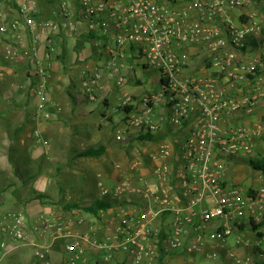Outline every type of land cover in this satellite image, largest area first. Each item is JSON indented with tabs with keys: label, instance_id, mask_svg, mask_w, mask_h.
<instances>
[{
	"label": "built area",
	"instance_id": "obj_1",
	"mask_svg": "<svg viewBox=\"0 0 264 264\" xmlns=\"http://www.w3.org/2000/svg\"><path fill=\"white\" fill-rule=\"evenodd\" d=\"M252 3L0 0V41L9 44V59H15V51L33 59L38 112L50 116L49 80L62 37L84 32L101 38L100 46L109 55L106 63L82 78L89 100L100 96L103 76L120 87L127 81L124 69H152L161 89L140 97V104L126 113V125L156 136L168 122L184 133L174 153L167 145L160 146L162 159L154 168V177L140 183L124 179L112 187L100 184L102 197L117 200L123 211L112 235L99 240L88 230L75 236L47 220L59 233L56 240L65 244L66 264H87L90 249L103 251L104 262H113L122 254L130 264H157L161 256L179 253L213 259L222 256L233 264H254L255 257L264 260V227L252 229L264 224V187L250 193L231 184L225 173L226 160L253 155L255 142L264 137L263 120L255 127L238 121L255 115L264 88L250 95L235 88V84L250 83L256 75L254 65L237 63L235 57L258 32V22L249 17L236 24L232 16ZM43 41L45 55L39 58L37 50ZM198 45L208 60L203 66L206 72L191 75L187 70L195 63L191 54ZM216 73L226 75L231 92L221 87ZM255 80L256 89L258 83L264 85V76ZM130 101H124L121 109ZM159 108L162 114L157 113ZM36 135L43 140L40 131ZM25 229L21 213L11 212L4 218L0 261L20 248L34 247ZM241 250L247 253L240 254ZM35 254L42 264H50L51 248Z\"/></svg>",
	"mask_w": 264,
	"mask_h": 264
},
{
	"label": "crops",
	"instance_id": "obj_2",
	"mask_svg": "<svg viewBox=\"0 0 264 264\" xmlns=\"http://www.w3.org/2000/svg\"><path fill=\"white\" fill-rule=\"evenodd\" d=\"M232 16L235 23L240 24L247 21L249 17L256 19L258 13L250 5L235 11ZM241 16L243 19L240 18ZM82 28L84 31V27ZM99 39L101 38L94 34L89 35L84 32L72 38L62 37L57 58L63 60V63L60 64V60L52 62L49 80V96L52 104L48 111L50 116L37 110V98L33 92L36 81L33 59L24 56L20 51H15V59H9L6 54L9 44L6 41H0V72L3 73L0 77V224L11 212L21 213L26 222L27 239L36 250L51 248L52 253L57 248L64 253L63 240H56L59 233L55 227L49 226L47 220H50L54 226L65 228V231L75 236L88 230L94 232L99 240L112 235L123 211L117 200L102 197L100 184L112 187L124 179L137 182L139 180L137 176L144 168L145 173L142 179L154 177V168L162 159L160 146L167 145V148L174 153L184 141V133L168 122L165 130L156 135L161 137L160 140H140V137L145 134L128 128L126 113L128 108L140 104L141 96L126 93L119 98L118 104L113 106L109 92L117 91L119 87L107 76H103L104 88L97 100H101L106 109L113 107L114 112H105L98 124H89L87 119L93 116L94 111L85 110L84 103L93 101L89 100L83 91L75 92L74 86L80 83L82 88L81 81L85 72L103 65L109 58V55L101 48ZM88 45H92V49ZM45 50L43 41L37 50L39 58L44 57ZM92 54L93 57L88 59ZM77 59L82 60L81 64H85L83 72L77 77L78 81H74L70 86L72 81L69 76L61 74L60 78L67 83L56 85L53 75L59 66L66 67L71 62L74 64ZM193 67L195 69V65ZM205 70L202 68L196 75L205 74ZM122 72L127 75V80L130 82L135 83V80L142 79L135 69H124ZM139 82L138 85L143 84ZM255 86V92L262 91L264 88L263 83L257 84L258 89ZM225 88L231 87L227 85ZM129 100H131L129 106L121 109V104ZM157 113L162 114V109H157ZM262 120H264V99L260 101L253 117L241 118L238 121L249 122L252 127H255ZM116 125H122L124 128L122 131L115 129L114 149L106 145L107 152L99 159L76 158L79 152L105 145L104 130L107 126L115 127ZM36 131L42 133L43 140L37 137ZM254 151L255 156L241 155L228 160L226 164L231 163L236 167L230 172L227 169L229 164L225 166L227 180L231 184L243 187L246 191L264 187V174L259 171L256 172L262 180L260 185L251 184L246 177L241 181L237 179L240 166H250L249 161L252 158L258 155L264 156L262 140L255 142ZM104 157L106 159H102ZM43 174L55 178V181L60 184L70 179L72 182L68 184L69 190L64 191L62 186L59 188V193L54 195L48 190L49 186H46L43 191L27 192L25 188L27 183L40 179L42 181ZM107 179L113 182L109 184ZM74 182L75 185H73ZM98 200L110 201L113 204L111 209L102 211L98 217L80 209L64 210L68 204H91ZM27 248L30 247L20 248L0 261V264H31L32 262L42 264L36 255L32 257L25 252ZM244 253L247 252L240 251V254ZM103 257V251L90 249L87 264H130L122 254L113 262H104ZM159 261L164 263L165 256Z\"/></svg>",
	"mask_w": 264,
	"mask_h": 264
},
{
	"label": "rangeland",
	"instance_id": "obj_3",
	"mask_svg": "<svg viewBox=\"0 0 264 264\" xmlns=\"http://www.w3.org/2000/svg\"><path fill=\"white\" fill-rule=\"evenodd\" d=\"M251 6L252 8L254 7V9H256V12L258 13V16H256V20L259 25V30L256 34L249 37V41L245 47V50L240 49L236 52L235 62L254 65L256 67V70H259V73L258 74L256 73V75L253 76L257 78L259 76H264V2L259 1V0H253V3L251 4ZM252 44H256L258 48H255ZM88 46H90V49H92L91 47L92 45H88ZM197 49L199 51H197ZM201 49L202 47H200L199 45L193 49V53L191 55H192L193 63L195 62L193 64L195 65V69H193L194 67L192 66L191 69L187 70L188 74L196 75V73H199V71H201L202 68L204 69L203 66L206 67V63L208 62V60L204 58L205 54L202 53ZM92 57H93V54L88 59H91ZM56 60L58 62L60 60V64L63 63V60L61 61V59L57 58ZM81 63H82V60L80 61L77 59L76 63L74 64L73 62H71V64L66 65V67L59 66V68L53 75V80H56L55 84L62 85L64 83H67V82H63V80L60 78L61 74H64L66 76H69L70 81H72L70 86H72L74 81H78L77 77L80 73L83 72L82 70L85 67V64H81ZM136 70H137V74L142 78L141 80L139 79L135 80L137 83L136 82L133 83L127 80L126 83H124L123 86H120L117 91L109 92L110 98L113 100V106H116L119 102V98L123 97L126 93L128 95L143 96L150 92L157 93L160 91L161 86H160L159 76L156 71L150 69L149 72H146L140 68H137ZM216 76H219L221 80V87L225 88L227 85L228 87L232 86V83L226 80V75L224 73H216ZM255 78L251 79L250 83L235 84V88L239 90L243 89V92L249 95L254 94L255 92L254 86L256 84ZM139 81L143 83L142 85L140 84L141 86L138 85V83H140ZM225 82L227 84H225ZM74 87H76L75 92L82 93L83 89L81 88L80 83H77ZM232 89L233 88L229 89V91L231 92ZM84 109L87 111H94L93 116L87 119L90 125H94L96 123L98 124L102 120L103 113L105 112L113 113L114 112L113 107H109V109H106L103 106L101 100H96L93 102H85ZM117 120H118V117H117ZM123 128L124 127L122 125H116L115 127L107 126L103 132V141L105 145H108L110 148L114 149L116 146L115 138H114L115 129H118V131H122ZM261 140L264 142L263 138ZM102 159H106V157ZM14 168L18 169L19 167H14ZM234 168L236 167L231 163L227 167V169H229L228 170L229 172ZM240 168H241L240 174L237 176L238 180L241 181L244 179V177H246L247 181L255 186L262 184V180H260L259 178V173L254 171L250 166L242 165L240 166ZM245 168L246 170H244ZM141 170H142L141 173L139 174V176H137L139 180L144 177L143 173H145V168ZM41 178H42V181H40L41 180L40 179L38 181L33 180L27 183L25 187L26 191L29 193H32L35 190L43 191L46 186H49L48 190L51 191L52 194L57 195L59 193V188H62V186H63L64 191L69 190L68 184L72 182L70 181V179H67L66 182L60 184L55 181V178L47 176L46 174L41 175ZM110 180L111 179H107V182L108 183L113 182ZM140 182L141 181H139V183ZM73 185H75V182L73 183ZM35 250H36L35 248L30 247V248H27L25 252L31 255L32 257H35L36 255ZM67 260H68V257H66L61 250H58L56 248L55 250L52 251L50 264H64V262L66 263ZM31 264H39V263L32 262ZM157 264H233V263L226 261L222 256H220L217 259H213V258H210L209 256H204V255H192V254H186V253L184 254L179 253V254L167 255L165 256L164 263H162L161 261H158ZM254 264H264V260L262 258L255 257Z\"/></svg>",
	"mask_w": 264,
	"mask_h": 264
},
{
	"label": "trees",
	"instance_id": "obj_4",
	"mask_svg": "<svg viewBox=\"0 0 264 264\" xmlns=\"http://www.w3.org/2000/svg\"><path fill=\"white\" fill-rule=\"evenodd\" d=\"M243 19V18H242ZM255 48H258V46L256 44H252ZM243 50H245V48H243ZM256 73H259V70H256ZM251 79H254L255 77H250ZM163 83V82H162ZM132 107L127 109V112H132ZM161 137L160 136H155V135H145L143 137H140V140L143 141H158L160 140ZM107 152V146L106 145H100L98 147H91L85 151L79 152L76 155V158H95V159H99L102 156H104ZM249 165L250 167L255 170V171H259L262 172L264 174V156L262 155H258L254 158H252L249 161ZM250 193H254L253 189L249 190ZM42 197V195H41ZM44 198V197H42ZM113 206V204L110 201H105V200H98L94 203L91 204H68L64 207L65 211H69L72 209H80L83 210L84 212L88 213V214H92L95 217H98L99 214L102 211H106L108 209H111ZM264 227V224L262 225H253L252 229L254 231L258 230L259 228ZM260 236H262V233H259ZM163 256L160 257V260H162Z\"/></svg>",
	"mask_w": 264,
	"mask_h": 264
}]
</instances>
